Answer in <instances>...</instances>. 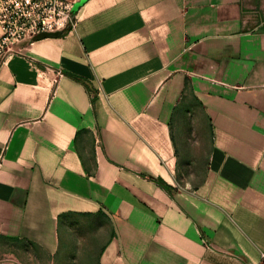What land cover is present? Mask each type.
Returning a JSON list of instances; mask_svg holds the SVG:
<instances>
[{
	"label": "crops",
	"instance_id": "1",
	"mask_svg": "<svg viewBox=\"0 0 264 264\" xmlns=\"http://www.w3.org/2000/svg\"><path fill=\"white\" fill-rule=\"evenodd\" d=\"M73 13L0 63V264L264 261V0Z\"/></svg>",
	"mask_w": 264,
	"mask_h": 264
},
{
	"label": "built area",
	"instance_id": "2",
	"mask_svg": "<svg viewBox=\"0 0 264 264\" xmlns=\"http://www.w3.org/2000/svg\"><path fill=\"white\" fill-rule=\"evenodd\" d=\"M75 25L72 0H0V63L10 53L20 52L17 46L35 35L57 31L62 34L74 30ZM89 94L93 98L94 93Z\"/></svg>",
	"mask_w": 264,
	"mask_h": 264
},
{
	"label": "water",
	"instance_id": "3",
	"mask_svg": "<svg viewBox=\"0 0 264 264\" xmlns=\"http://www.w3.org/2000/svg\"><path fill=\"white\" fill-rule=\"evenodd\" d=\"M86 0H78L72 5V11H75L78 7H80ZM61 35L60 31L57 32H41L33 37V40L45 38V37H58Z\"/></svg>",
	"mask_w": 264,
	"mask_h": 264
},
{
	"label": "rangeland",
	"instance_id": "4",
	"mask_svg": "<svg viewBox=\"0 0 264 264\" xmlns=\"http://www.w3.org/2000/svg\"><path fill=\"white\" fill-rule=\"evenodd\" d=\"M72 262V263H71ZM70 263L71 264H74V261H72V260H70ZM76 264L78 263V264H80V262H75Z\"/></svg>",
	"mask_w": 264,
	"mask_h": 264
},
{
	"label": "trees",
	"instance_id": "5",
	"mask_svg": "<svg viewBox=\"0 0 264 264\" xmlns=\"http://www.w3.org/2000/svg\"><path fill=\"white\" fill-rule=\"evenodd\" d=\"M88 91H89V92H92V90H91V89H89V88H88Z\"/></svg>",
	"mask_w": 264,
	"mask_h": 264
}]
</instances>
